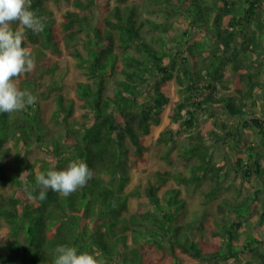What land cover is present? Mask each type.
I'll return each mask as SVG.
<instances>
[{"label": "trees", "instance_id": "16d2710c", "mask_svg": "<svg viewBox=\"0 0 264 264\" xmlns=\"http://www.w3.org/2000/svg\"><path fill=\"white\" fill-rule=\"evenodd\" d=\"M46 1L31 0L29 10L45 27L38 34L26 30L23 46L36 66L16 82L36 102L0 113V185L14 191L5 203L0 190V264H54L60 245L105 264H181V253L195 264H264V207L257 223L242 229L264 193V0H54L74 8L61 21ZM142 10L159 19L141 17ZM63 47L87 75L74 98L58 81L46 92L38 87L54 74L52 56L60 57ZM171 81L177 100L166 89ZM52 94L61 135L40 113V99ZM169 105L171 121L191 131L184 148L189 174L157 171L144 186L127 189V143L133 161L144 162L146 136ZM175 134L165 127L157 143L167 146ZM216 147L227 153L221 161L214 159ZM39 152L49 159L34 157ZM73 160L93 171L86 186L68 197L49 191L40 201L36 177ZM230 168L258 188L219 203L212 240L195 241L196 223L200 231L206 224L190 219V195L179 186L163 196L160 190L171 180L196 188L210 181L200 197L206 206L229 189L223 182Z\"/></svg>", "mask_w": 264, "mask_h": 264}, {"label": "rangeland", "instance_id": "374dc122", "mask_svg": "<svg viewBox=\"0 0 264 264\" xmlns=\"http://www.w3.org/2000/svg\"><path fill=\"white\" fill-rule=\"evenodd\" d=\"M116 0H113V3ZM134 2V0H131ZM46 5L53 13L52 15L58 20H62L63 14L67 10H73L72 6H67L66 4H56L54 0H47ZM71 5V4H70ZM141 10V9H140ZM96 12V11H95ZM141 17L147 18H156L159 19L157 15H150L147 11L142 10L140 12ZM74 45V44H73ZM78 48H80V43L77 42L75 44ZM53 61H57L58 67L55 70L54 74H47L43 77V79L39 83V89L41 92H46L47 86L51 83V81H58L62 85V93L67 98H74L75 93L80 82H84L87 80V75L85 70L78 64L77 59L71 55L65 47H63V54L58 56H52ZM18 81V80H17ZM16 81V82H17ZM176 84L174 81H171L168 87L166 88L168 91L169 96L172 100H177L178 95L176 93ZM40 106V113L41 117L44 120L45 125L49 128L50 131H55V135H61L63 133L62 127L56 125L52 120V114L55 110L56 103L54 99V95L52 94L49 98L40 99L39 102ZM80 102L76 103L74 117L79 118L80 114L83 112L82 108L79 106ZM262 110H264V103L262 105ZM173 114L171 106H167L162 114V120L159 125H152L150 127V133L146 136L145 144L147 145V153L145 155L144 162H134V149L127 143L129 147L128 154L126 156L129 166L132 169L130 173V182L127 189L136 188L140 185H143L147 182L148 179L154 178V174L157 171H169L170 173H182L183 175L189 174V167L192 161H188L186 159V154L184 152V148L187 147L191 131L180 129L179 126L171 121V115ZM168 127L172 132H176L174 136L173 143L165 146L163 144L157 143V138L160 132L165 128ZM40 157L49 159L45 154L39 152L34 157ZM224 156H227L225 150L220 149L218 147L214 148V159L216 161L223 160ZM9 165H13L12 160L8 159L6 161ZM229 176L224 185H229V189L222 192L217 199L212 201L211 203L204 206L202 204V192L209 189L211 182L206 181L200 184L199 187L189 186L184 187L182 184L176 183L174 180L169 181L161 190L160 195L163 196L167 190L172 187H180L182 189V193H187L190 195V199L188 200V209L190 212V219L198 220L199 222H204L206 224V228H203L201 231L196 230L199 226L198 222L196 223V229L193 230V234L191 238L198 242L203 241H211L212 238L210 236V231L213 229V224L211 225V221L214 220L218 215V204L221 203L223 200H228L230 202H235L242 199L248 192H251L258 188L257 185H250L249 183H244L235 174L233 168L229 170ZM0 190L4 192V199L5 203L7 198L13 195L14 191L11 188L3 187L0 185ZM240 191V193H239ZM143 192V191H142ZM260 194V193H259ZM257 206L258 210L255 209L254 211L250 212L248 216V223L244 224L242 227L243 230H248L252 228L251 224H256L259 219V212H261L262 208L264 207V193L257 196ZM135 207L137 208L138 202H134ZM140 204L142 207L144 206V202L141 201ZM141 207V208H142ZM146 207H143L145 209ZM228 211V208H226ZM215 216V217H214ZM234 216V214H232ZM197 218V219H196ZM260 237V236H258ZM244 236H240L238 239L239 243H243ZM244 258L248 257V254L243 256ZM180 261L181 264H195L197 262L189 254H180ZM205 264H211L209 262H205Z\"/></svg>", "mask_w": 264, "mask_h": 264}, {"label": "clouds", "instance_id": "9594fccd", "mask_svg": "<svg viewBox=\"0 0 264 264\" xmlns=\"http://www.w3.org/2000/svg\"><path fill=\"white\" fill-rule=\"evenodd\" d=\"M31 0H0V113L11 114L33 105L36 97L27 90H20L16 81L35 68L31 51L23 46L26 30L38 34L44 30L43 18L29 10ZM19 27L14 29L12 23ZM23 175V174H22ZM93 171L83 161L73 160L63 170L41 172L36 177L40 201L47 199L49 191L68 197L86 186ZM28 181L25 179L27 190ZM54 264H105L103 259L75 247L60 245L55 249Z\"/></svg>", "mask_w": 264, "mask_h": 264}]
</instances>
